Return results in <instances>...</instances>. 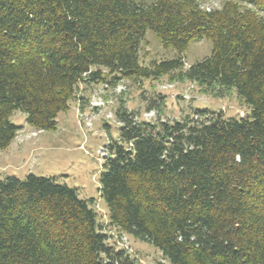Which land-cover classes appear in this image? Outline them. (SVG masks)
<instances>
[{"label":"trees","instance_id":"16d2710c","mask_svg":"<svg viewBox=\"0 0 264 264\" xmlns=\"http://www.w3.org/2000/svg\"><path fill=\"white\" fill-rule=\"evenodd\" d=\"M219 1L0 0V151L22 129L15 112L56 131L81 85L168 76L248 107L168 120L157 95L155 119L116 111L100 176L109 224L171 264H264V0ZM148 32L177 56L143 64ZM202 40L210 56L187 67ZM94 204L54 178L0 180V264H138L110 243Z\"/></svg>","mask_w":264,"mask_h":264},{"label":"rangeland","instance_id":"374dc122","mask_svg":"<svg viewBox=\"0 0 264 264\" xmlns=\"http://www.w3.org/2000/svg\"><path fill=\"white\" fill-rule=\"evenodd\" d=\"M220 6L219 0L204 3L206 8ZM211 52L210 41L193 42L184 54L186 66L210 56ZM140 56L141 62L149 65L175 58L177 52L164 49L157 37L148 32ZM157 95L164 97L166 107L161 117L168 120H179L194 109L223 111L226 117H241L249 111L236 92L216 98L201 93L190 82H173L168 76L141 82L124 79L115 84L81 85L70 110L59 115L56 131L36 130L27 124L25 113L15 112L11 120L22 129L9 148L0 151V180L9 176L23 180L29 174L54 178L76 189L81 199L95 201L94 208L107 228L110 243L125 248L138 264H171L153 246L110 226L100 191L107 145L120 132L116 111L124 104L129 111L139 113L141 120L155 119L157 112H148L147 108Z\"/></svg>","mask_w":264,"mask_h":264}]
</instances>
